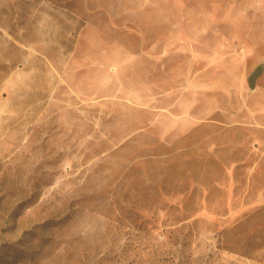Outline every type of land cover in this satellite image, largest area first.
Returning <instances> with one entry per match:
<instances>
[{
    "label": "rangeland",
    "instance_id": "1",
    "mask_svg": "<svg viewBox=\"0 0 264 264\" xmlns=\"http://www.w3.org/2000/svg\"><path fill=\"white\" fill-rule=\"evenodd\" d=\"M0 264H264V0H0Z\"/></svg>",
    "mask_w": 264,
    "mask_h": 264
},
{
    "label": "water",
    "instance_id": "2",
    "mask_svg": "<svg viewBox=\"0 0 264 264\" xmlns=\"http://www.w3.org/2000/svg\"><path fill=\"white\" fill-rule=\"evenodd\" d=\"M260 71L257 70L251 77H250V86L254 87L256 84V79L259 77L260 75Z\"/></svg>",
    "mask_w": 264,
    "mask_h": 264
}]
</instances>
